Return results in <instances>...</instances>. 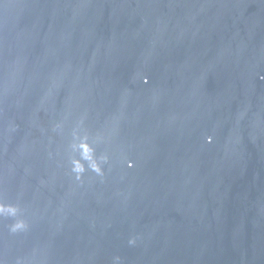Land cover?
Returning <instances> with one entry per match:
<instances>
[{"label": "water", "instance_id": "obj_1", "mask_svg": "<svg viewBox=\"0 0 264 264\" xmlns=\"http://www.w3.org/2000/svg\"><path fill=\"white\" fill-rule=\"evenodd\" d=\"M261 76L264 0H0V260L264 264Z\"/></svg>", "mask_w": 264, "mask_h": 264}, {"label": "clouds", "instance_id": "obj_2", "mask_svg": "<svg viewBox=\"0 0 264 264\" xmlns=\"http://www.w3.org/2000/svg\"><path fill=\"white\" fill-rule=\"evenodd\" d=\"M261 79H264V76H261ZM144 81H147V76L144 77ZM82 124V121H81ZM55 130H59L62 132V125L57 124L55 126ZM82 128L78 125L77 127L72 129V141L70 143V147L73 150H79L80 152V159L78 158H71L70 159V172L74 175L76 180H81L86 168L85 165L82 163V160L88 161V168L91 169L93 173L97 176L104 175V167L102 166L103 163H107L109 160L108 154L105 152L99 158L95 155V149L92 147L91 144L88 142L87 134L81 135ZM97 139L101 141V137L98 135ZM212 136L209 135L206 137L208 142L212 141ZM128 167L133 166V161H127ZM21 209L15 203L5 202L2 196H0V217L7 216L13 218L12 223L9 225V231L11 233H18L26 231L29 227L27 221L21 216L20 214ZM135 240L130 239L129 244H134ZM120 257H114V264H119ZM0 264H4L3 260H0Z\"/></svg>", "mask_w": 264, "mask_h": 264}]
</instances>
